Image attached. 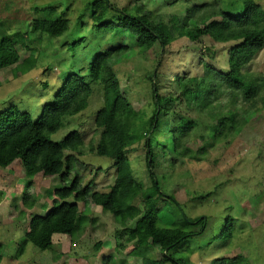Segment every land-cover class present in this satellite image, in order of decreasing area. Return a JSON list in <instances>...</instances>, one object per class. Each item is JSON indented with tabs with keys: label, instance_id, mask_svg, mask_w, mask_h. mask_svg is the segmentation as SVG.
<instances>
[{
	"label": "rangeland",
	"instance_id": "rangeland-1",
	"mask_svg": "<svg viewBox=\"0 0 264 264\" xmlns=\"http://www.w3.org/2000/svg\"><path fill=\"white\" fill-rule=\"evenodd\" d=\"M101 2L104 1L0 0V30L20 33L25 39V43L16 44L21 62L0 71V112L17 107L33 120L38 119L67 78L79 73L87 75L99 54L108 50H119L108 65L117 73L143 120L150 119L155 109L152 83H160L163 96L171 94L175 98L183 85L189 84L193 94L171 103L168 114L159 115L158 129L150 134H147L149 121L146 122L139 139L130 146L128 158L134 176L145 188L152 187L146 146L148 139H152L159 144L155 149L157 179L165 194L180 205L171 200L161 201L163 223L171 225V216L181 217L182 212L192 219L205 218L207 227L203 234L169 251L177 261L173 264H218L220 259L235 257L241 258L240 264H264V102L260 96L247 101L241 91L228 89L209 77L207 71L211 68L227 73L228 52L236 43H215L209 37L198 42L180 39L165 51L155 48L141 54L128 32L98 29L100 23L96 18L101 9L94 5ZM109 2L116 9H108L104 24L118 23L124 9L138 14L142 8L154 13L155 23H169L170 17L182 19L187 10L199 7L189 24L193 28L212 20L204 18L201 22L205 12L217 10L216 0ZM257 2L264 8V0ZM50 8L70 21L68 31L59 38L31 29L34 19L47 17ZM240 10L239 13L242 7ZM23 61L34 62L33 67L28 69ZM244 72L264 77V49ZM103 105V90L95 85L87 108L76 116L66 117L61 129L51 135L53 141L61 142L73 131L86 134L85 146L72 153L76 157L73 172L79 174L81 185L88 186L91 194L108 192L116 177L113 161L93 152L101 135L94 119ZM179 111V118H188L196 124L182 143V149L187 150L183 158L165 143L171 125L178 121L175 112ZM231 119L235 120L233 131L229 129ZM219 123L226 124L220 135L214 132ZM63 185L59 179L26 177L20 162L12 167V172L0 167V264H144L142 258L131 253L136 248L129 241L139 219L120 225L110 213L97 207L90 196L79 203L80 222L72 235H54L53 246L47 251L27 241L25 236L32 217L45 216L50 211L54 191ZM68 201L73 202L74 198ZM135 205L144 210L142 198ZM228 217L235 219L232 236L215 238ZM200 229L201 226L197 231ZM163 256L159 249L148 247L149 259L160 261Z\"/></svg>",
	"mask_w": 264,
	"mask_h": 264
},
{
	"label": "trees",
	"instance_id": "trees-1",
	"mask_svg": "<svg viewBox=\"0 0 264 264\" xmlns=\"http://www.w3.org/2000/svg\"><path fill=\"white\" fill-rule=\"evenodd\" d=\"M102 1L104 2L94 5V8L101 9L96 18L100 23L98 29L128 32L141 54L150 53L155 48L165 51L180 39L198 42L204 37H209L215 43H236L228 52V72L224 74L208 68V76L221 82L228 89L241 91L247 101L260 96L264 102V77H255L244 72L245 67L264 49V8L257 0H216L217 10L210 9L201 18V22L204 18L212 20L193 28L189 24L195 19L194 13L201 9L199 7L187 10L186 16L182 19L178 16L170 17L169 23L164 21L155 23L154 13L144 12L142 8L138 10V14H131L124 9L120 12L122 18L118 23L104 24L102 21L108 9L116 8L110 6L109 0ZM241 7L242 12L239 13ZM48 11L47 17L34 19L31 29L34 33L59 38L68 31L70 21L55 8ZM18 41L25 43L20 33L0 30V71L21 62L16 46ZM118 51L108 50L100 53L91 64L87 75L79 73L67 78L53 101L44 107L38 119L33 120L29 113L22 112L17 107L0 112V167L8 168L20 162L26 177H39L47 181L59 179L64 184L54 191L55 198L50 211L45 216L35 215L30 221L29 232L25 238L38 249L50 250L53 246V236L56 234L72 235L75 232L80 222L79 203L85 202L90 196L97 207L104 213H110L120 225L139 219L136 227L130 232L129 241L135 243L134 251L139 250L138 253L134 251L131 253L142 258L144 264L177 263L169 255V251L190 238L203 234L207 227L205 218L192 219L182 212L181 217L171 216L173 219L171 225L164 224L159 205L161 201L171 200L180 205L174 197L165 194L157 179L155 149L159 144H155L152 139L146 142L148 168L152 179L150 189L136 180L128 151L139 139L140 130L146 122L149 121L147 134L158 129L159 115H167L171 103L181 102L193 94L192 88L185 83L183 90L175 98L171 94L163 96L160 83H152L155 109L150 119L143 120L141 118L143 116L135 109L122 87L117 73L108 65V60ZM23 64L30 69L34 62L23 61ZM155 77H158L157 74ZM95 85L103 90L104 105L94 119V124L101 135L93 152L113 161L112 168L116 177L108 192L91 194L88 186L81 185L79 174L73 172L76 157L72 153L85 146L86 134L79 130L73 131L61 142L53 141L51 135L61 129L66 117L76 116L87 108ZM175 114L178 121L171 125L170 136L165 143L171 145L174 154L183 158L187 150L182 149V143L196 124L188 118H179L180 111ZM230 123V131L235 130V120L231 119ZM223 128L226 130V124L219 123L214 132H219L220 135ZM69 151L71 154H68ZM71 197L74 198L73 202L68 201ZM139 198L144 201L143 211L135 205ZM234 225L235 219L228 217L224 228L215 238L231 237ZM199 226L201 229L198 232ZM100 246L101 244L97 249ZM149 246L159 249L164 254L163 259L160 261L149 259L147 257ZM1 250L2 245L0 263ZM240 261L241 258L235 257L220 259L217 263L240 264Z\"/></svg>",
	"mask_w": 264,
	"mask_h": 264
},
{
	"label": "crops",
	"instance_id": "crops-1",
	"mask_svg": "<svg viewBox=\"0 0 264 264\" xmlns=\"http://www.w3.org/2000/svg\"><path fill=\"white\" fill-rule=\"evenodd\" d=\"M16 163H18V162H16ZM16 163H15V164H16ZM15 164H13V165H11L10 167H8V168H9V171L12 172V167H13Z\"/></svg>",
	"mask_w": 264,
	"mask_h": 264
}]
</instances>
